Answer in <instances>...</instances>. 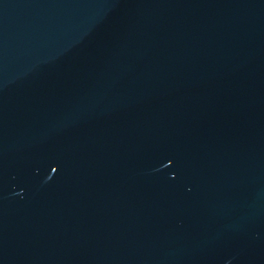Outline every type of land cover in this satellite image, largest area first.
<instances>
[{"label": "water", "instance_id": "water-1", "mask_svg": "<svg viewBox=\"0 0 264 264\" xmlns=\"http://www.w3.org/2000/svg\"><path fill=\"white\" fill-rule=\"evenodd\" d=\"M0 264H264V0H0Z\"/></svg>", "mask_w": 264, "mask_h": 264}]
</instances>
